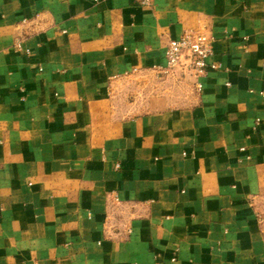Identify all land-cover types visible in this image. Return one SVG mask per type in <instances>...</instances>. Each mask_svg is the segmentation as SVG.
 <instances>
[{
	"label": "crops",
	"instance_id": "1",
	"mask_svg": "<svg viewBox=\"0 0 264 264\" xmlns=\"http://www.w3.org/2000/svg\"><path fill=\"white\" fill-rule=\"evenodd\" d=\"M197 27L219 68L158 70ZM34 263L264 264V0H0V264Z\"/></svg>",
	"mask_w": 264,
	"mask_h": 264
},
{
	"label": "built area",
	"instance_id": "2",
	"mask_svg": "<svg viewBox=\"0 0 264 264\" xmlns=\"http://www.w3.org/2000/svg\"><path fill=\"white\" fill-rule=\"evenodd\" d=\"M138 2L147 5L149 0H138ZM212 42L213 39L207 36L200 27L186 30L177 40L167 43L164 52L165 62L157 69L164 73L179 70L199 77L204 76L208 69L219 68L218 64L209 63L212 57ZM196 91H201L200 83L196 84Z\"/></svg>",
	"mask_w": 264,
	"mask_h": 264
}]
</instances>
